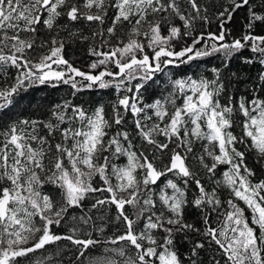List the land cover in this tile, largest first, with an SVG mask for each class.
Instances as JSON below:
<instances>
[{"label":"snow or ice","instance_id":"1","mask_svg":"<svg viewBox=\"0 0 264 264\" xmlns=\"http://www.w3.org/2000/svg\"><path fill=\"white\" fill-rule=\"evenodd\" d=\"M249 5L250 0H225L215 15L220 31L194 35L197 23L212 22L209 9L215 3L0 0V110L35 84L116 92L110 118L103 105L89 112L65 101L47 121L21 119L0 130V264H52L51 257L33 259L32 254L64 240L75 247L77 261L101 243L114 246L86 258V264H182L174 239L189 232L214 243L223 264H264V180L253 182L255 173L239 149L245 145L264 160V99L229 97L221 103L224 85L218 68L211 69L213 78L171 80L168 94L152 103H144L142 95L145 84L166 67L217 53L229 59L248 48L254 55L244 63L264 65V35L254 34L264 14L249 7L246 31L239 38L229 41L224 29L238 9ZM81 21L95 26L90 36L79 29L68 31V25ZM41 24L50 37L37 43ZM62 29L89 42L94 59L88 71L64 58ZM182 37L192 42L177 50L173 42ZM37 49L46 51L30 55ZM9 69H15L10 81ZM259 79L264 81V73ZM129 114L140 148L123 128ZM237 114L242 117L238 134L233 131ZM196 144L200 154L194 152ZM190 160L213 180L210 190L192 171ZM219 166L227 167L217 180ZM49 185L55 195L45 191ZM190 186L195 188L192 200ZM221 190L229 193L227 200L221 199ZM90 196L92 209L115 206V221L123 231L103 241L94 239L91 232L102 234L104 228L85 210L72 217L66 233L58 234L55 229L66 226L70 211L84 209ZM189 204L201 211L203 232L185 220ZM203 247L197 242L192 255Z\"/></svg>","mask_w":264,"mask_h":264},{"label":"trees","instance_id":"2","mask_svg":"<svg viewBox=\"0 0 264 264\" xmlns=\"http://www.w3.org/2000/svg\"><path fill=\"white\" fill-rule=\"evenodd\" d=\"M202 3H215L216 7L209 9V15L212 17V22L208 25L197 23L195 26L194 35L200 32H216L220 31L219 21L215 19L217 11H221L220 4L225 0H201ZM249 7L255 8L258 13L264 14V0H250V5L238 9L232 16V19L226 21L224 29L229 33L227 39L231 41L234 38H239L245 31V26L248 23ZM111 16L112 13L110 12ZM61 24L65 21L61 20ZM179 23V22H178ZM110 25V21L105 27ZM68 31H75L79 29L85 35H91V32L95 29V26H89L87 23L81 21L76 25H68ZM127 28L121 29L126 31ZM68 31L61 30L60 36L65 37L66 45L63 52L64 58L69 60L75 67L81 70L88 71V65L92 62L94 57L89 55V42H82L79 39H73L69 37ZM254 34L264 35V23L256 22ZM50 33L41 24L37 31V43L43 40H48ZM191 38L182 37L181 39L174 41V46L177 50L184 47L186 44H191ZM202 45H197L201 47ZM41 51L46 49H37L30 55L38 57ZM253 53L248 49H242L238 53L234 54L231 58L225 59L222 54H215L208 57H203L192 61L187 64L171 65L164 69L163 72L157 73L151 81H148L142 89L144 103H152L155 99L161 96H166L171 90V80L192 76L198 78L200 76H208L213 78L211 72L212 68H218L220 70V80L224 85V92L221 94V103H227L228 98L232 97L233 100H237L240 97L251 98L253 95H258L264 99V81L259 79L261 73H264V65L256 61L251 64L244 63L245 58L253 57ZM15 76V69L8 70L9 81ZM4 77H0V84L3 83ZM135 83V82H133ZM116 99V92L114 89H99L94 87L92 89H85L83 91H75L63 83L59 84H35L27 88L26 91H21L14 98L13 104L6 110H0V130L8 127L14 121L21 119H35L47 121L51 118V114L56 105H62L65 101H69L74 105H80L85 110L92 112L98 106L103 105L105 108L106 117L110 118L112 115L111 105ZM242 117L237 114L234 116L236 124L234 125V133H239V122ZM123 128L129 131L130 136L133 139V143L137 148H140L142 142L135 136V128L132 122V117L129 114L123 125ZM163 142V138H160ZM146 153L151 152V148L146 144L143 145ZM239 149L245 153L246 165L255 173L252 177L253 182L264 180V160L258 158L257 153L245 145H239ZM194 152L200 154V144L194 146ZM122 159L119 163H124ZM166 163V161H164ZM210 162V161H209ZM190 167L198 178L206 185L210 190L214 186L213 180L209 179L204 169H202L198 163L194 160L189 161ZM157 166H160V162L157 161ZM227 166H219L215 174V179H222V172ZM172 178V177H167ZM166 178H162L160 183L163 184ZM97 182L98 178H97ZM192 191L189 193V200H192L195 195L194 186H190ZM45 191L55 195L56 190L53 186H46ZM222 200L229 198L227 190H221L219 193ZM94 203V197H89L84 201V209H73L69 213V217L65 227L56 228L55 231L58 234H63L68 231V228L74 223L72 217H78L83 211H88L90 215L95 219V223L98 227H103L104 232L97 233L91 232L92 237L98 238L101 241L106 240L107 237L117 235L123 229L115 221L116 209L115 206H105L101 209H92L91 205ZM241 207H244L242 202H239ZM130 211V209H129ZM246 211V215H247ZM184 218L187 222L194 224L197 228L203 232V219L199 209L189 204L184 211ZM215 217H213V222ZM197 242L204 244L202 249L197 250V255H192V249ZM105 247H114L112 245H105L101 243L99 246L90 249L85 258L77 261V252L73 245L68 241H60L53 245L46 246L45 250L37 251L32 254L33 259H41L44 256L52 258V264H86V258L96 257L104 254ZM174 247L177 254L180 256L182 264H214L215 260H221L223 264L222 256L217 246L214 243H210L202 234L195 232H189L185 236L184 234H178L174 239ZM58 253V255H56ZM24 264H27L25 261Z\"/></svg>","mask_w":264,"mask_h":264}]
</instances>
